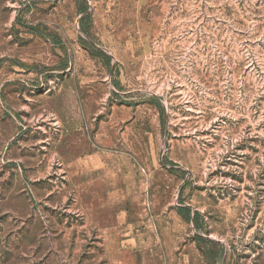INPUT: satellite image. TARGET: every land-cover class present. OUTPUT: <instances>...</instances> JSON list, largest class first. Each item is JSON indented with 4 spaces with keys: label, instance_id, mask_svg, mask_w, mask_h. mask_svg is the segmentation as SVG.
<instances>
[{
    "label": "rangeland",
    "instance_id": "obj_1",
    "mask_svg": "<svg viewBox=\"0 0 264 264\" xmlns=\"http://www.w3.org/2000/svg\"><path fill=\"white\" fill-rule=\"evenodd\" d=\"M0 264H264V0H0Z\"/></svg>",
    "mask_w": 264,
    "mask_h": 264
}]
</instances>
